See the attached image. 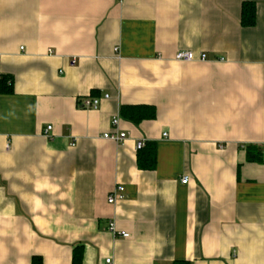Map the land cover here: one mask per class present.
<instances>
[{
	"label": "crops",
	"instance_id": "0c3cea01",
	"mask_svg": "<svg viewBox=\"0 0 264 264\" xmlns=\"http://www.w3.org/2000/svg\"><path fill=\"white\" fill-rule=\"evenodd\" d=\"M0 77V264H264V0H0Z\"/></svg>",
	"mask_w": 264,
	"mask_h": 264
},
{
	"label": "trees",
	"instance_id": "16d2710c",
	"mask_svg": "<svg viewBox=\"0 0 264 264\" xmlns=\"http://www.w3.org/2000/svg\"><path fill=\"white\" fill-rule=\"evenodd\" d=\"M255 9L256 5L252 2H243L240 7V26L244 28H252L255 25ZM0 93L11 94L12 86L9 77H0ZM120 114L131 122L138 123L143 120H152L155 118V110L151 106H122ZM122 116V117H123ZM245 160L248 163L262 162V149L258 147L248 146L245 148ZM137 166L140 170L152 171L156 164V148L154 143L146 142L137 149L136 154ZM82 248L75 247L72 252L71 264H81ZM31 264H41L38 257L32 258ZM186 264V263H175Z\"/></svg>",
	"mask_w": 264,
	"mask_h": 264
},
{
	"label": "built area",
	"instance_id": "2783aa9c",
	"mask_svg": "<svg viewBox=\"0 0 264 264\" xmlns=\"http://www.w3.org/2000/svg\"><path fill=\"white\" fill-rule=\"evenodd\" d=\"M174 59L176 61H179V62H190V61L196 60V59H194V56L192 55V53L186 52V51L177 52L175 54ZM198 59L199 60H203L204 56L200 55ZM103 99H108V96H104ZM100 101H101L100 99L91 98V97L81 98V100H78V107H80L81 109L95 110V109H97L99 107ZM111 124H112V126H116L117 125V120L116 119L112 120ZM50 130H51V128L48 127V128H46L44 130V133L46 134ZM103 138L111 140V141H113L115 143H121L125 139V134L124 133L104 134ZM187 182H188V178L187 177H183L181 179V183L182 184H186ZM122 193H123V189H121V187H117L115 189V191L108 196L107 202L109 204H113V203H115L117 201L122 200L123 199V194ZM108 231L110 233H112V234L116 233L114 225L112 223H109ZM120 236L122 238H124V239L128 237V235L124 234V233H120ZM106 262L108 263L109 261H106Z\"/></svg>",
	"mask_w": 264,
	"mask_h": 264
}]
</instances>
